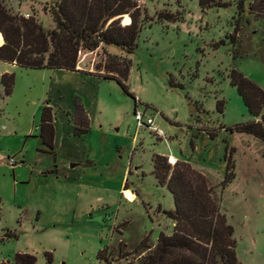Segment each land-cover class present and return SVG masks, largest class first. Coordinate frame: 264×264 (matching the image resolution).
I'll list each match as a JSON object with an SVG mask.
<instances>
[{
  "label": "rangeland",
  "instance_id": "obj_1",
  "mask_svg": "<svg viewBox=\"0 0 264 264\" xmlns=\"http://www.w3.org/2000/svg\"><path fill=\"white\" fill-rule=\"evenodd\" d=\"M219 1L227 6L139 0L134 52L82 50L80 72L0 62V76L6 70L15 77L10 96L3 97L0 86V264H15L18 253L34 256L35 264H104L98 254L105 248L109 264H139L142 239L154 246L160 233L173 229L163 214L174 208L173 197L152 174L156 154L221 169L207 176L233 228L237 259L264 264V141L221 129L254 120L228 75L236 69L264 90V13H249L254 0L244 1L239 16V0ZM46 3L0 0L11 15L48 30L54 24ZM105 53L130 60L126 85L138 100L136 113L153 120L150 128L138 124L134 100L115 81L99 78ZM218 100L224 101L222 114ZM77 102L89 118L81 137L69 122ZM46 103L53 115L52 151L40 135ZM224 141L234 149L235 178L221 190ZM121 184L131 192L119 194Z\"/></svg>",
  "mask_w": 264,
  "mask_h": 264
},
{
  "label": "trees",
  "instance_id": "obj_2",
  "mask_svg": "<svg viewBox=\"0 0 264 264\" xmlns=\"http://www.w3.org/2000/svg\"><path fill=\"white\" fill-rule=\"evenodd\" d=\"M138 1L48 0L45 9L54 24L48 30L32 18L11 15L0 5V37L4 41L0 46V62L22 69L80 72L77 61L82 50L95 52L101 47L115 46L130 55L137 46L141 21ZM244 1L239 0L238 16L245 12ZM199 5L202 9L227 6L219 0H199ZM248 10L249 13L253 10L264 13V0H254ZM124 17L125 25L122 22ZM130 65L126 57L106 54L104 65L97 71H104V74H98L99 78L115 81L134 100L135 116L138 100L126 85ZM228 78L254 120L221 129L230 134H249L264 141V90L236 69L229 72ZM14 83L13 73L1 75L3 97L11 95ZM223 110L224 101H216V111L222 114ZM71 119L74 136L88 133L89 118L78 102ZM201 131L206 132L210 139L216 137L214 132ZM40 133L42 143L52 151L55 132L52 109L48 103L41 113ZM224 143L226 171L220 183L221 190L235 178L234 149L229 148L226 141ZM152 163L155 180L166 187L173 197V210L163 212L172 221L173 229L170 235L160 233L154 246L148 244V237L142 239L136 249L145 253L139 264H240L233 228L221 212L219 199L207 174L193 168L189 162L172 164L167 157L157 154L153 156ZM106 253L107 248L99 251L98 259L109 264V254ZM14 258L15 264L36 262L35 257L29 254L18 253Z\"/></svg>",
  "mask_w": 264,
  "mask_h": 264
},
{
  "label": "crops",
  "instance_id": "obj_3",
  "mask_svg": "<svg viewBox=\"0 0 264 264\" xmlns=\"http://www.w3.org/2000/svg\"><path fill=\"white\" fill-rule=\"evenodd\" d=\"M12 65V64H11ZM4 73H7V71L6 70H4L2 73H1V75L2 74H4ZM1 77V76H0ZM66 117H67V119H68V121H69V114H66ZM71 118V117H70ZM71 120V119H70ZM69 122H71L72 123V121H69ZM202 133L204 132V131H201ZM204 133H206V132H204ZM54 140H55V134H54ZM54 140H53V147H54ZM171 160H173V161H171ZM169 161L172 163V164H174L175 162H177L176 161V159H174V158H171V159H169ZM192 165V167L193 168H195V169H197L198 171H201V172H203L204 174H209V175H211L212 177H214V173H216V174H218L220 171H215V170H221L220 168H218V166L215 164V163H211V164H209V167H199L198 165H193V164H191ZM217 168V169H216ZM207 170V171H206ZM222 170H224V172L226 171V164H225V162L223 161V166H222ZM125 190H129L126 186L125 187H122V184L118 187V190H117V192L120 194L121 192H122V195L124 196V191ZM130 191V190H129ZM131 192V191H130ZM130 197H135V195H134V193H131L130 194ZM173 210V209H172ZM172 225H173V223H172Z\"/></svg>",
  "mask_w": 264,
  "mask_h": 264
},
{
  "label": "built area",
  "instance_id": "obj_4",
  "mask_svg": "<svg viewBox=\"0 0 264 264\" xmlns=\"http://www.w3.org/2000/svg\"><path fill=\"white\" fill-rule=\"evenodd\" d=\"M124 24V23H123ZM125 25V24H124ZM3 45L0 44V46ZM135 119L136 121L138 122V124L142 125L143 127H147V128H150L152 125H153V120L151 118H144V115L143 114H140V113H136L135 114ZM10 163L13 164L14 161L13 159L10 160Z\"/></svg>",
  "mask_w": 264,
  "mask_h": 264
},
{
  "label": "water",
  "instance_id": "obj_5",
  "mask_svg": "<svg viewBox=\"0 0 264 264\" xmlns=\"http://www.w3.org/2000/svg\"><path fill=\"white\" fill-rule=\"evenodd\" d=\"M3 43H4V41H3ZM73 167V166H72Z\"/></svg>",
  "mask_w": 264,
  "mask_h": 264
},
{
  "label": "bare ground",
  "instance_id": "obj_6",
  "mask_svg": "<svg viewBox=\"0 0 264 264\" xmlns=\"http://www.w3.org/2000/svg\"><path fill=\"white\" fill-rule=\"evenodd\" d=\"M3 42V41H2Z\"/></svg>",
  "mask_w": 264,
  "mask_h": 264
}]
</instances>
